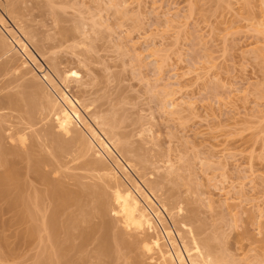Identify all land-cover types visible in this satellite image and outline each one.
Instances as JSON below:
<instances>
[{"label":"rangeland","instance_id":"374dc122","mask_svg":"<svg viewBox=\"0 0 264 264\" xmlns=\"http://www.w3.org/2000/svg\"><path fill=\"white\" fill-rule=\"evenodd\" d=\"M21 1L22 7H26L24 8V15L28 17L24 16L22 23L19 21L20 19L16 18L19 24L15 22V19H11L0 6V13L7 21V27L13 30V34H17L24 40L26 46L28 45L27 47L37 58V65H40V69L44 70L43 72L48 71L60 88L71 95L74 94L73 96L78 95L83 102L91 100L92 103L86 102L87 105L91 103L92 107L88 105L87 108L89 111L79 109H82L80 111L81 115H84L82 116L83 120L93 124L92 127L97 129L98 134L101 132H99L98 126L96 127L90 113L96 115L104 113L103 115H107L106 117L112 115L115 119L111 117L114 120L116 133L113 131L108 135L114 134L116 136H114V143L117 142L118 144L119 141H122V144L119 142V147L117 144V146L112 147L113 153L115 155L121 154L122 158L130 160L129 162L137 168L130 171L131 176L138 179L139 173H142L140 175L149 180L160 181L161 188L163 187L159 192L162 194L160 197L163 199L170 197L178 201L184 209L183 213L187 212L185 215L192 219L189 218L192 227H198L199 236H217L219 239L217 238L218 240L216 239L215 242L218 243V249L224 254V258L233 260V264H264V1L115 0L116 3L121 2L119 3L121 5H119V10H121L118 12L119 10L110 9L111 5L108 1V3H104L102 0V3L97 0L102 4L96 5L94 4L95 0H77L78 5H84L83 7L80 5L82 9L77 4L78 7L69 4L72 7H66L68 15L63 13L61 16L67 15L66 18L71 19L72 15L78 14L76 13L78 8L87 12L86 8L88 7V11L92 10L94 16V13L97 12L95 18H99V27L100 25L101 27L97 28V30L100 29L99 31L96 30L98 34H94L98 36L92 35L94 39H92L93 37L88 39L89 41L93 40V42L91 41L92 45L87 40L86 45L84 44L85 47L80 45L81 49L77 48L82 50L83 47L87 53H90L81 56L85 59V61L83 60L84 65L87 62L91 70L88 66L85 69V66L82 65L83 62L76 60V51H78L76 48L74 51L76 57L74 58L72 45L70 47L72 49L67 48L69 43L60 45L62 47L57 45L60 36H55L54 32L57 31V28L54 26L56 24L51 22L53 20H51L50 15L41 14L39 9H32L33 0ZM73 1L75 0L72 2L69 0L70 3H76ZM95 5L98 7L96 8ZM57 6L55 5V9ZM67 8L73 9L71 11ZM40 14L41 16H39ZM23 24L25 25L23 26ZM18 25L23 26V31L27 32L26 36L29 39L22 30L20 31ZM68 25L70 24L68 23ZM3 30H1L3 33L0 31V35L5 34L8 38L12 36V34L7 35ZM131 39L136 41V48L131 47ZM13 48L12 52L4 55L3 49H0V56L2 57H0V64L7 62L9 57L13 63L12 67L18 66L24 59L26 60L22 50L15 46ZM132 48L136 49L135 52L132 51ZM136 51L140 53L138 54L139 58L135 59L133 53ZM41 53H45V55L41 57ZM90 55H92L91 58ZM86 58L92 62L87 61ZM36 63L32 64L28 61L26 68L16 66L12 72L0 76V81L6 82L11 79L13 83L10 88H4V84L0 85L2 91H0V97H3L7 92L6 89L12 93L19 91L18 97L20 96L21 105L25 109L20 107L23 112L25 111L22 115L34 113L38 106L36 105L37 96L34 90H31V87L26 88L24 85L27 84L28 78L37 80L35 77H31L32 70L37 75H41L42 70L36 71ZM52 66L53 69L57 66L55 68L57 72L52 69ZM67 68L76 71L79 76L81 75L78 76L79 78L73 77V79L83 77L82 81L88 80L89 86L86 83L83 87L86 88L87 91L84 89L86 92L80 93V89L77 90L75 80L62 81V69ZM87 69L89 72L86 71ZM58 72L60 77L57 76ZM67 83H70L69 87ZM20 85L21 87H19ZM170 101L177 103L173 104L175 105L173 106L174 110L170 107ZM175 110L180 112L176 113ZM21 113L17 114L21 115ZM8 121L10 123H7V126L5 122V124L2 122L0 126H5L4 129L10 125L11 128L14 124V127L16 126L15 119L12 121V118H9ZM49 122V120L48 122L37 120L34 129L40 132L42 127L44 130L47 125H50L51 122ZM43 124L46 125L45 128ZM29 136L26 143H32L35 151L40 150L38 151L40 154L35 153L36 156L41 157L42 155L41 159H45L44 163L38 165L40 171L37 170L38 173L36 172L35 177H41L37 180L45 181L46 179L50 183L43 181L44 183L41 182L40 184V181L35 179L37 181L35 182L37 183V186L35 184V193H38L37 197L40 196L37 198L38 200L41 199L38 201L39 205L41 203L43 206H39L41 209L38 210L39 213L35 210V216L38 215L34 218V227L36 225L38 231L31 238L27 237V235L29 236L27 228L30 229L29 226H33L29 225L31 224L29 223L30 217L28 219L26 216L25 221L23 220L24 224L20 223L21 220H18L17 212L15 213L17 208L12 207L13 209H11L7 206L6 209L5 204L0 205V264H23L24 262V264H42L46 263L48 257L50 260L54 259V261H48L50 262L48 264H58V262L61 264L64 261L65 264L75 262L78 264L77 261L79 264L152 263L154 259L150 261L148 254L126 248L118 240H114L115 235L113 234L122 230L120 228L122 226L121 223L114 222L115 219L111 216L110 211L105 214L108 215L105 217L104 214L100 213L99 215V212L94 210L97 205L94 200V191H101V188L107 191V187L99 177L98 167L90 162L94 156L93 152L89 150L88 153H82L79 150L80 144H76L78 142L75 140L67 141L66 139L67 144L69 143L71 146L66 144L60 149L59 145L50 141L48 137H46L48 139L45 138L46 140L43 139L44 137L37 138L34 133L29 134ZM34 137L37 139H31ZM111 137L113 140V136ZM2 141L7 143L4 137ZM101 154L104 155L102 152ZM137 154L140 157L143 156L142 159L145 160H138ZM38 157L35 159L40 160ZM109 157L106 156L105 158L110 159ZM58 159L59 162L56 161ZM111 162L112 160L109 162L110 166L112 165L114 168V162L113 164ZM117 169L115 168V171ZM135 169L136 171H133ZM117 173L123 175L121 174L122 171ZM59 183L62 184L61 187L57 185ZM46 184L50 186L46 187ZM56 185L58 188L67 189V192L70 191L69 193L76 194L73 199L74 203L71 200L70 203H67L70 205L60 206L61 202L58 197L53 196L55 194L51 195V190ZM50 187L52 188L50 189ZM108 193L111 194V191ZM77 201L80 205L75 203ZM109 202L112 203L111 197ZM54 206L56 209L59 208L57 210L60 212H58L60 223L70 217L75 216L77 218L75 219L77 221L75 228L77 229L74 230V226H72L69 234H67V238L69 235L68 244L62 241L66 238L61 230L63 226H60L59 232L57 231V237L63 233V237L60 236L61 238L57 239V247L61 241L63 246L66 245L65 247H72L79 242L78 244H81L83 249H79L78 252L80 253H78L77 250L71 251L70 248V254L67 251L68 257L65 258L67 255H63L65 259L60 256L61 251L56 250V245L55 247L52 245L51 237L48 234L50 233L49 228L44 227L45 224L40 228L45 217L52 212L51 210H56ZM66 206L69 207L65 208ZM90 214L91 216H86ZM101 215L104 216L101 217ZM83 217H85L84 220ZM26 219L29 220L28 223ZM25 222L28 224L26 227L24 226ZM106 223H109V226ZM46 228L48 231L45 230ZM23 229L27 230L26 234ZM77 231L82 233H79L80 238L83 237L82 240L78 238ZM129 235L130 230L124 236L127 237L126 239H132ZM72 237L74 242L71 241ZM102 240L107 241V254L111 255L108 257L106 254L107 256L105 255V258L102 256L103 259L100 260L101 254L99 256L96 252L97 258L94 252L95 249L96 251L100 249ZM115 241H117L116 245L114 244ZM71 244L74 245L71 246ZM51 254L54 257L55 255L59 256L58 258L62 260L59 261L57 256L54 258L53 255L51 258ZM78 254L82 255L79 256ZM226 259L225 262H227ZM35 261L39 262L36 263ZM229 263L231 264L232 261Z\"/></svg>","mask_w":264,"mask_h":264},{"label":"bare ground","instance_id":"6f19581e","mask_svg":"<svg viewBox=\"0 0 264 264\" xmlns=\"http://www.w3.org/2000/svg\"><path fill=\"white\" fill-rule=\"evenodd\" d=\"M75 1H76V3H70L69 0H33V3H31V4H33L31 7L32 9L36 8V9H39V11H41L40 12L41 14L50 15L52 18L51 20H53L51 22L56 24L54 26L57 28L56 29L57 31L55 30L56 32H54V33H55V36H60V39H58V40L55 39L58 41L57 45L60 46V45H64V44L69 43L67 45V48H70L72 45L74 48L72 50L73 52L77 48L81 49L80 45H83V46H84V44L86 45V41L88 39L90 40L93 37L92 35L98 34L97 31H99L100 29L97 30V28L101 27V25L99 27V22H98L99 18L98 19L95 18L97 15L96 14L97 12L94 13L95 16L92 15L93 12H92V10H90V8H89L90 11H88V7L86 8L87 12L84 11V9H83V11H84L83 12V11L79 10V8H78V10L75 9L77 11L76 13H78L77 15H72L71 19H68L69 17L66 18V16L68 15V12L66 11V7H72L73 5L76 6V4L78 5V1L77 0H75ZM75 1H73V2H75ZM96 1L97 0L94 1L95 2L94 4H96V5L103 3L102 0H100V2H102V3L98 2L99 1L98 0L97 1L98 4L96 3ZM103 1H104V3L107 1L110 2V5H111L110 9L111 10L116 9V11H117V10H119V8L121 6L119 4L121 2L116 3L115 0H106V1L103 0ZM262 1H264V0H262ZM71 2H72V0H71ZM227 3H229V2H227ZM69 4L72 6H69ZM82 4H84V2H82ZM22 5L23 4H22L21 0H0V6H1L2 10L5 11L11 19H15V22H17L16 18L20 19L19 21L21 22L23 20V17L25 16L24 15V12H25L24 8H26V7H24V6L22 7ZM55 5H58L57 8L59 7L58 8L59 13H58V10H56L57 8L55 9ZM59 5H61V6H59ZM80 5L81 4H79L78 6H80ZM96 5H95V7H96ZM75 6H73V7H75ZM78 6H76V7H78ZM115 6H116V8H115ZM228 6H229V4H228ZM82 7L80 9H82ZM1 8H0V10H1ZM72 9L67 8V10H71V11H72ZM75 10H73V11H75ZM120 10L118 12H120ZM114 11H112V12H114ZM63 13H64V15H65V13H67V15L65 17H62L61 14H63ZM41 14L39 16H41ZM25 17H28V16H25ZM6 22L7 21L5 20L3 15L0 13V27L2 28V29L0 28V31L4 29L3 31L6 32L7 35L12 34V36H10V38L6 37L5 34L0 35V45H1L0 49L1 48L3 49V55L6 53H9V52H12V49H14L13 47L15 46V47L19 48V50L23 51V54H25V57L27 60L26 61L24 59L23 61H21L18 64V66L26 68L28 61L32 62V64L36 63L37 58L35 57L33 52L27 47L28 45L26 46V43L24 42V40L22 38H20L19 36H17V34H13V30L11 28L7 27ZM68 23L70 25H68ZM24 25L25 24H23V26ZM23 26L18 25V28L20 27L19 28L20 31L21 30L23 31V28H22ZM105 27H108V26H105ZM23 32H24V35L26 36L27 32L26 31H23ZM29 34H33V33H29ZM95 36L97 37L98 35H95ZM26 37H28V36H26ZM31 37H33V36H31ZM35 37H33V38H35ZM96 37H95V39H96ZM28 39H29V37H28ZM92 39H94V37ZM89 40H88V42H90V44H91V41L93 42V40H91V41H89ZM130 42H131L130 43L131 47L132 46L135 47L136 41L134 42L131 39ZM60 47H62V46H60ZM53 48H55V47H53ZM63 48H64V46H63ZM86 48H88V47H86ZM135 48L134 49L132 48V51L135 52V50H136ZM70 49H72V48H70ZM90 49L92 50V48H90ZM13 51H15V50H13ZM76 52H77L76 60L78 62H81V63L83 62L82 65L85 66L84 68L86 69L87 68L86 66H88V64H87V62H85V65H84L85 59H83L82 56H84L85 54L89 55L90 53H87L86 49H84L83 47H82V50H78ZM139 53L140 52L137 53V51H136V53H133V58H135V59L139 58L138 57ZM55 54H56V52H55ZM40 55H41V57H43L45 55V53L44 54L41 53ZM71 55H72V53H71ZM88 55H86V56H88ZM73 56H74V58L76 57L75 52L73 53ZM91 56L92 55H90L89 57L91 58ZM55 57H57V56L55 55ZM81 57H82V59H81ZM17 58H18V56H17ZM97 58H96V60H97ZM108 59H111V58H108ZM76 60H74V61H76ZM92 60H95V58H92ZM87 61H90V59L89 60L87 59ZM17 62H18V60H17ZM61 62H62V60H61ZM90 62H92V61H90ZM52 63H53V61H52ZM81 63H79V64L81 65ZM12 65H13V63H11L10 57H9V60L7 62L0 64V76L12 72V69L15 70V67L17 66L16 63H15V65H16L15 67H12ZM50 65H51V63H50ZM55 65H57V63H55ZM36 66H37L36 71L39 72L42 70V69H40L41 68L40 65H37V63H36ZM55 68H57V66ZM55 68L53 69V66H52V69L56 71ZM62 68H64V67H62ZM88 68H89V70H91L89 66H88ZM18 69H20V68H18ZM58 69H59V67H58ZM62 70H63L62 73H61V70H59V71L61 73V78H62L63 82H69L70 80L71 81L75 80V82L77 83V87H78L77 90L80 89V91H79L80 93L87 91L86 88H83V87L86 85L88 80L86 82L83 80L85 82L84 83L81 80L83 77H81L80 79H73V77L79 78L81 75L79 76L78 73L72 69L70 70L67 68V69H62ZM89 70L87 69L86 71L89 72ZM43 71L44 70H42L41 75H37L36 72H33V70H32V72H31L32 76L31 75L30 76L33 78L35 77L37 80L28 78L27 84L26 83L24 84V85H26V88L31 87L32 88L31 90H34V92L36 93V96H37V104L36 105H38V106H37L36 110L34 111V113H31L29 115H27V113H25V115H22L25 111L24 112L22 111V109H24L23 108L24 106L21 105L22 101L19 99L20 96L18 97V94L20 93L19 91H14L12 93V92H8L10 90L6 89L7 92L3 95V97H0L1 98L0 99V125L2 122L3 123L5 122L6 126H7V123H10V121H8L9 118L10 119L12 118V121H13V119L16 120V126L14 127V125H15L14 124L12 126L13 128L10 127L11 125L7 129H4L5 126L4 127L0 126V205L5 204L6 209H7V206L11 207V209L17 208L16 211L15 210L14 211H15V213L17 212L18 216L17 215L16 216L19 218V219L17 218L19 221L21 220L20 223L21 222L23 223V220L26 218V216L28 219L30 217L29 220L31 222L27 219L26 220H27V223H28V221H29V223H31L29 225H33V226H29L30 229L27 228V230H29L28 231L29 236L27 235V237L31 238V236H33V234L35 236L36 235L35 232L38 231L36 225H35L36 228L34 227V222H35L34 218L37 217V215H38L37 214L35 216V214H36L35 210L37 212H38V210H41L39 208L41 203H40V205L38 203V201L39 200L41 201V199H39V200L37 199L40 196L38 195V197H37L38 193L37 194L35 193L36 192L35 184L37 186V183H35V182L40 181V184H41V182L44 181V180L41 181L40 179L37 180L38 178H41V177L36 176L37 177L36 178L35 175H36L37 170L40 171V168L38 169V165L44 163L45 159H41L42 155H41V157L39 156L40 160L35 159L36 157H38V156H36L35 153L40 154V152H38L40 150L35 151L34 145H32V143H29V144L26 143L28 141L27 139H28L29 134L34 133L37 138H43L44 137L43 139H45L46 137H48L50 139V141H54V143L56 145H59L60 149H62L67 144L68 140H75L78 142L76 144H80L79 150H81L82 153L85 154L89 150H91L93 152L94 156H93V159H90V162L93 165L98 167V171H100V172H98V171H96V172L99 173V177L104 181L105 186L107 187V191H108V188L110 189L109 191H111V194H110V193H108L109 191L108 192L104 191V190H102L101 187H100L101 191L100 190H98L97 192L94 191L95 192L94 193L95 194L94 200L96 201V204H97L94 210H97L99 212V215H100V213L105 215V214H107L108 211H110V213L112 214V215L111 214L110 215L113 216L115 219V221L114 220L113 221L121 223V226H122V227H120L122 230L117 231L115 234H113L115 231L112 233L113 235H115L114 240H118V242L120 244H123L126 248H130V249L132 248V250L135 249L136 251L139 250L140 252L142 251L143 253L148 254L149 255L148 258L150 259V261H152L154 259V261H152V263L146 262L145 264H227V262H228V264H230L229 261H232L231 264H233L234 263L233 260H228V259L224 258V256H223L224 254H222L220 249H218V243L216 244V242H215V240L218 238L217 236L215 237V236H211V235H205L206 233L204 234L205 236H203V234H202L203 237L199 236L198 227H196V228H194L195 226L192 227V225L189 221L190 217H187L185 215L187 212L185 214L183 213L184 209L181 206V204L178 201H175L174 199H172L170 197H166L164 199L161 198L162 194L160 193L161 194L160 195L159 192L163 187L161 188L160 181L149 180V179L141 176L140 174H142V173H139V176L137 177L138 179H135L131 176L130 171L132 169L136 168L132 165L133 163H130L129 162L130 160L128 161V160H125L124 158H122L121 154L115 155L113 153L112 147L117 146L120 141L118 142V144H117V142L114 143V136L115 135L114 134L110 135V136L108 135L114 131V127H115L114 122H113L115 119L112 117V115L111 114H110L111 116L108 115V117H110V118H108V117H106L107 115H105V116L103 115L104 113L103 114L101 113L100 115L97 114L98 116L95 113H90L91 114L90 116L92 117L96 127L98 126V128L100 130L99 132L103 133V134H101V133L98 134V132L96 131L97 129L95 130V128L92 127L93 124L91 125L90 123H88L89 121L87 122V120L86 121L83 120L82 116H84V115H81L82 113L80 111L82 109H85L84 111H86V110L89 111L87 108H88V105H90L92 103L91 100H88L91 103L87 105L86 102L88 103V101L85 100L86 102H83L78 95L73 96L74 94L71 95L68 92H66V90L64 91L62 88H60V86H58L56 84L57 82H54V79L52 78L51 74L48 71H45V72H43ZM88 72H86V73H88ZM86 73H84V74H86ZM11 74H10V77H11ZM16 74H15V76H16ZM5 76H6V78H8L7 75H5ZM57 76L60 77L59 72L57 73ZM70 83H67L68 87H69ZM2 84H4L3 85L4 88H8V87L10 88V85L12 86L13 83H12V80L10 79V81H6V82L0 81V85H2ZM15 85H17V84L15 83ZM88 86H89V84H88ZM88 86H87V88H88ZM19 87H21V85ZM11 89H13V88H11ZM84 89L86 91H84ZM13 90H16V89L14 88ZM24 90H25V88H24ZM0 91H1V89H0ZM26 92L28 93V91H26ZM31 93H33V92H31ZM87 93H89V92H87ZM31 101H33V100H31ZM170 104H169L170 107L173 109L174 108L173 106H175L173 104H177V103H171V101H170ZM20 107H22V109ZM90 107H92V106L90 105ZM79 108H82V109H79ZM20 109H21V111H20ZM31 109H33V108H31ZM177 111L178 112H176V110H175L176 113L180 112L179 110H177ZM26 112H27V110H26ZM98 112H100V111H98ZM14 113L16 115H13ZM17 113H19V114L21 113L22 116L17 114ZM173 113H174V111H173ZM106 114H108V113H106ZM17 115H19V116L16 117ZM111 117L114 120H112ZM37 120H39V122H41V121H45V122L47 121L48 122V120H49L51 123L49 122L50 125H47V128H45L46 125L43 124L45 129L43 130V127H42L41 129L43 132L42 131L38 132L37 129L36 130L34 129V126L37 124ZM115 124H116V122H115ZM1 127H2V129H1ZM101 135H103V136H101ZM111 136H113V140L111 139L112 138ZM3 137L6 138L7 143L5 141H2ZM105 137H106V139H105ZM37 138L34 137L31 139L35 140ZM48 138H46V139H48ZM66 139H67V141H66ZM115 141H117L116 138H115ZM31 142H33V141H31ZM34 142H36V141H34ZM43 143H45V142H43ZM71 143L73 144L72 141H71ZM69 145L71 146V144H69ZM74 145H75V143H74ZM126 145H127V143H126ZM43 146H45V145L43 144ZM48 146H50V145H48ZM51 146H52V144H51ZM38 147L41 148V146H39V145H38ZM118 147H119V145H118ZM118 147H116V148L118 149ZM51 150H52V148H51ZM121 150H122V148H121ZM64 152H65V150H64ZM101 152L106 156H110L109 157L110 159H106L105 158L106 156L102 155ZM84 154H82V155H84ZM142 157L138 156V154H137L138 160L139 159L145 160V159H142ZM43 158H44V156H43ZM110 160H112V162H111L112 164L114 162V168L112 165H111L112 167L110 166V163H109ZM56 161L59 162L60 160L58 159ZM47 162H48V160H47ZM144 163H143V166H145ZM93 168H96V167L93 166ZM115 168L116 169L118 168V169L115 171ZM119 169H120V171H119ZM136 169L133 171H136ZM121 171H122V173H121ZM117 172L123 174L124 176L118 174ZM39 173H41V172H39ZM43 173H44V171L42 172V175H43ZM118 175H120L122 177H120ZM165 177H167V176H165ZM35 179L37 181H35ZM164 179H166V178H164ZM45 181L48 182L46 179H45ZM49 183H50V181L48 182V184ZM55 184H53V185H55ZM57 185H60V183ZM57 185L51 190V195L55 194L53 196L58 197V199L61 202L60 206H64L67 203H70L69 201H71V200L74 203L73 199H74V196H76V194H73L72 192L69 193L70 191L67 192V189L64 190V188L63 189L58 188ZM61 185L59 187H61ZM80 185H81V183H80ZM47 186L48 185L46 184V187ZM51 188L52 187H50V189ZM83 188H82V190H83ZM91 188H92V186H91ZM90 191H92V190H90ZM49 193H50V191H49ZM85 195H86V193H85ZM87 195H88V193H87ZM172 195H173V193H172ZM77 196H79V195H77ZM110 197H111L112 203L109 202ZM91 198H93V197H91ZM76 199H75V201H76ZM49 201H50V198H49ZM79 201H82V200H79ZM79 201H77L75 203L80 205V203H78ZM95 201H94V203H95ZM50 205H52V204L50 203ZM67 205H70V204H67ZM1 206H3V205H1ZM41 206H43V205H41ZM49 207H51V206H49ZM68 207L66 206L65 208H68ZM83 207H84V205H83ZM88 207H90V206H88ZM85 208H87V207H85ZM46 209H47V207H46ZM54 209H56L55 206H54ZM57 209H59V208L57 207ZM57 209L54 211H53V209L52 210L50 209L52 212L45 217L44 223L41 225L40 224L41 220H40V223H38V224L41 225L40 228L42 226H44V224H45L44 227L49 228V230H50L49 232L51 234L50 233H48V234L50 235L51 238L50 237H48V238L51 239L52 245H54V247L56 245V247H55L56 250L61 251L60 256H62V258H63V255H67L65 257V258H67L68 255L70 254L69 253L70 248H71L70 249L71 251L73 249L77 250L76 252H78L79 249L80 250L82 249L81 244H78L79 242L75 245L71 244V246L74 245L72 247H68V246L65 247L66 245L63 246V244H62V241L67 242V240L69 239V235L67 238V234H69V230L72 228V226H74V230L77 229V228H75L76 227L75 222L77 223V221L75 219H77V218L75 216L70 217V215L67 214L70 218L66 217L68 219L64 220L63 217H65V216H63L62 219L64 220V222L62 223V221H61V223H60L58 221L59 220L58 216H59L60 212ZM42 210H44V209L42 208ZM94 210H93V212H94ZM85 211H87V210H85ZM45 214H46V212H45ZM86 214H89V213H86ZM42 215H44V214L42 213ZM104 215H101V217ZM44 216H42V217H44ZM86 216H91V214L86 215ZM106 216H108V215H105V217ZM85 217H83V220ZM105 217H103V218L105 219ZM43 220H44V218H43ZM192 222H194V221H192ZM27 223L25 222V225H24L25 227H26V225H28ZM106 225L109 226V223H106ZM110 225H111V223H110ZM113 225H114V223H113ZM117 225H118V223H117ZM60 226H63L64 228L63 227L62 228L65 229L63 231V229L61 228L62 232H64V236L66 235V238H65L66 241L62 238L63 240L60 242L59 247H57V245H58L57 239L60 236L63 237V233H61V232L60 233L62 235L60 234L59 237H57V235H58L57 231L60 228ZM114 226H116V225H114ZM48 228H46L45 230H47ZM102 228H104V227H102ZM23 230H25V229H23ZM27 230H25V232H24L25 234H26ZM129 230H130L129 236L132 239H126L127 237L125 238V236H124V235H127V232H129ZM131 230H133V231H131ZM86 232H87V230H86ZM104 232H107V231H104ZM131 232H133L134 234ZM79 233L80 232H78V234ZM80 234H82V233H80ZM80 234L78 235L79 236L78 238H80V236H81ZM211 234H212V232H211ZM215 234H217L216 231H215ZM21 235H22V233H21ZM70 236H71V234H70ZM107 236H108V234H107ZM104 237H105V235H104ZM76 238H77V236H76ZM81 238H83V237H81ZM23 240H25V239H23ZM81 240H80V242H81ZM71 241L74 242L73 237L71 238ZM100 241H101V239H100ZM106 242L107 241L102 240L101 245L99 247L100 249L99 250L97 249L98 251H96V249H95V252H94L95 254H96V252L99 254V256L101 254L100 260L103 259V258H101L102 256L104 257L108 253V246H107ZM116 242L117 241L114 242L115 245H116ZM28 243H26V244H28ZM31 243H33V242H31ZM64 244H66V243H64ZM67 244H68V242H67ZM114 244H112V245H114ZM31 246H33V245H31ZM113 248L115 249L116 247H113ZM127 250H129V249H127ZM57 251H55V252H57ZM67 251L69 254L67 253ZM111 251L113 252V249ZM117 251H118V249H117ZM120 251L122 253V249ZM124 251H123V253H124ZM134 251H131V252H134ZM128 252H130V250ZM22 253H24V252H22ZM73 253H74V251H73ZM78 253H80V252H78ZM112 254H114V253H112ZM52 255L53 254L50 255L51 258H52ZM78 255L81 256L82 254L81 255L78 254ZM107 255L109 257V255H111V254H107ZM56 256L57 255H55V257ZM95 256L98 258L97 254ZM120 256H122V255L120 254ZM53 257H54V255H53ZM58 257L59 256H57V258ZM116 257H117V255H116ZM123 257H124V255H123ZM65 258H63V259H65ZM225 259L227 260V262H225ZM51 260L54 261L53 258ZM51 260H50V257H48V260H46V263H42V264H48L51 262ZM61 260L62 259H59V261H61ZM48 261H50V262H48ZM35 262H33V263H35ZM37 262H39V261H37ZM40 263H41V261H40ZM59 263L60 262H58V264ZM63 263H61V264H63ZM77 263L79 264L78 261H77ZM70 264H76V262L70 263Z\"/></svg>","mask_w":264,"mask_h":264}]
</instances>
